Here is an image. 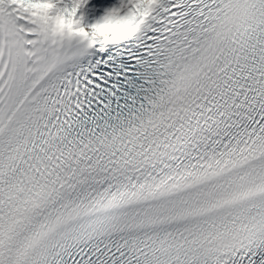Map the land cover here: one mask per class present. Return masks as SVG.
<instances>
[{"label": "snow or ice", "instance_id": "1", "mask_svg": "<svg viewBox=\"0 0 264 264\" xmlns=\"http://www.w3.org/2000/svg\"><path fill=\"white\" fill-rule=\"evenodd\" d=\"M0 264H264V0H0Z\"/></svg>", "mask_w": 264, "mask_h": 264}]
</instances>
